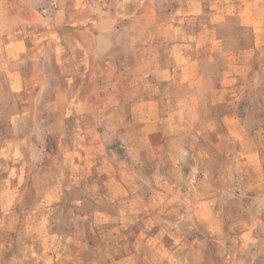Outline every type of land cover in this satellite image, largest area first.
I'll return each mask as SVG.
<instances>
[{"label":"rangeland","instance_id":"rangeland-1","mask_svg":"<svg viewBox=\"0 0 264 264\" xmlns=\"http://www.w3.org/2000/svg\"><path fill=\"white\" fill-rule=\"evenodd\" d=\"M32 2L47 14L51 10L50 22L60 24L54 15L57 0ZM70 4L85 9L64 17L66 23L97 27L116 10L117 22L134 29L157 24L159 11L179 8L178 23L191 28L206 15L224 41L214 39L211 48L179 47L187 77L195 75L188 74L195 65L182 59L198 54L197 78L182 77L176 87L158 89L150 74L143 83L149 88L134 80L127 97H96L91 85L96 80L86 81L81 95L51 96L47 93L62 81H34L31 89V81L14 85L1 78L0 138L24 135L34 143H16L15 150L4 144L9 149L0 156V264H264V0ZM203 5L206 13L195 17L191 10ZM92 12L96 15H86ZM183 33L192 34L189 28ZM120 46L113 50L116 68L128 66ZM143 68L153 73L146 62ZM155 86L162 94L174 91L170 98H177L181 110L133 112L134 134L146 114L158 123L144 142L137 138L125 145L118 129L114 140L107 128L111 117H121L114 104L140 100L141 90ZM36 102L33 118L28 107ZM122 113L129 118L128 111ZM96 121L102 143L93 129ZM62 136L77 139L75 147L85 157V174L72 184H65L62 174L73 167L64 157L65 144L55 150L51 140ZM30 210L46 220L35 224ZM35 235L49 245L41 256L20 247Z\"/></svg>","mask_w":264,"mask_h":264},{"label":"crops","instance_id":"crops-1","mask_svg":"<svg viewBox=\"0 0 264 264\" xmlns=\"http://www.w3.org/2000/svg\"><path fill=\"white\" fill-rule=\"evenodd\" d=\"M68 1L73 3L74 0H57L54 15L56 17L60 16L59 19L62 21H60V24H54V22H50L53 20L50 18L52 11L50 10L47 14L46 9L40 10L34 7L32 0H0V79L7 78L14 85L17 83L22 85L23 80L31 81V89L35 88L34 81H39L42 85V81L46 80L62 81L56 87L57 91L47 93L51 96L58 94L63 96L81 95L83 87L88 86V84L84 85L85 82L96 80V85L91 84L96 87V97L116 96L118 93L119 95L124 93V96L127 97V89L132 88L134 80L136 83L140 81L142 87L148 89V85L144 86L143 83L148 81L150 74H157V76L153 75L152 77L158 81V89L166 86L174 88L182 77L197 78L199 60L196 57H198V54L189 52V57L182 59V62L195 65L188 68V74L193 72L195 75H188L187 77L185 76L186 72L180 65L179 53L181 50H179V47L211 48L214 39L224 41V37L216 36V27L210 23L211 20L207 19L206 15L203 18H198L199 23H195L191 28L178 23V20H176L177 15L181 14L179 8L173 9L171 12L159 13V11L157 24L143 23L137 29H134L132 25H120L117 22L119 13L116 10L108 12L107 14L110 16L108 21L105 24L99 22L97 27L81 22L66 23L67 20L64 17L82 14L85 9V7L73 6ZM205 8L206 6L203 5L202 8L191 11H194L192 14L195 17H200L201 14L206 13ZM86 15L93 16L96 15V12ZM188 28L192 33L190 38L183 33H188ZM136 32L139 34H135ZM202 33L204 36H202ZM120 45L124 46L123 48L129 57L128 66L116 68V58L113 55V50H116L118 46L121 47ZM145 62L149 66L151 65L153 73L144 71L143 65ZM219 72L223 73L221 70ZM233 74L235 73L230 72V75ZM152 89L157 91L141 90L139 92L140 95L149 97L144 96L137 101L132 100V98H125V103L119 104L117 102L114 104L117 110L116 113L121 115V117H117V120L115 117H111L107 125L114 140H116L119 133L121 135L118 138L119 140L122 138L125 145L136 143L137 138L140 139V142H144L143 139L149 135L148 129L155 126L153 122L158 123L157 118L150 120L146 114L140 118V121L142 120L140 131L134 134L132 130L133 112L146 113L145 111L150 109L155 112L181 110L178 107L177 98H170L176 97L174 91L166 90L162 94L156 86ZM91 92L95 94V89H92ZM198 93L202 94V91ZM156 95H161V97L155 98ZM193 95H197L196 91ZM36 104L37 102L31 103V106L28 107V111L33 113V118L37 112ZM166 105H168L167 108H165ZM104 108L98 107V110ZM127 111L130 114L129 118H127L126 113H122ZM98 123L96 121V127L93 129H96V138H100L101 142L102 128ZM52 126L49 125L48 128L52 130ZM116 129H118V133H115ZM97 130L101 131L100 136L97 134ZM77 137L78 133L74 138ZM81 138L80 144L83 143ZM134 138L136 139L134 140ZM51 140L54 143L55 150L59 149L58 145L65 144V148L62 149L63 152L66 150L64 157L70 160V165H73L65 172L64 168L62 169V174L66 175L64 183L72 184L71 182L80 180L85 174V164L83 162L85 157L75 147L77 139H73L71 136H62L61 138L54 137ZM147 141L149 140L147 139ZM16 143L21 146V144H33L34 141L31 137L24 135H18L14 138L2 137L0 138V156L5 154L6 145L4 144H9L10 148L15 150V148H18L15 145ZM66 145L68 146L66 147ZM6 149H9V147ZM16 154L13 153L14 156ZM53 156L54 154L51 155V158ZM13 206H16L15 203ZM53 207L58 208L59 206L54 204ZM30 216L35 224H41L46 220L45 215L39 216L41 220H38L34 210H30ZM47 222L51 223L48 220ZM48 246L42 240L41 235L37 237L35 235L20 247L30 249L32 255L41 256L46 253Z\"/></svg>","mask_w":264,"mask_h":264}]
</instances>
